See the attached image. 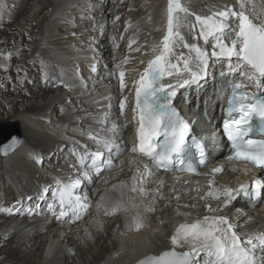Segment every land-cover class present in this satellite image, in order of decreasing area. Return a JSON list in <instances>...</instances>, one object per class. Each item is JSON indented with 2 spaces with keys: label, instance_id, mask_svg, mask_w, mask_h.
I'll return each mask as SVG.
<instances>
[{
  "label": "snow or ice",
  "instance_id": "obj_1",
  "mask_svg": "<svg viewBox=\"0 0 264 264\" xmlns=\"http://www.w3.org/2000/svg\"><path fill=\"white\" fill-rule=\"evenodd\" d=\"M119 19L116 16L113 23ZM127 26L132 27L130 21ZM156 30L162 33L161 39L146 45L147 51L143 55L148 59L139 61L145 66L138 72L132 91L119 101L123 115L129 105L128 96L133 97L130 110L136 123V134L130 150L150 160L158 169L205 176V190L199 195V200L205 202V213L193 221L177 222L167 238L170 242L167 250L159 254L135 255L134 264H264V231L241 234L236 223L224 214V210L241 195L252 201L264 199V95L260 94L264 93V8H259L255 0H232L231 3L212 0L207 11L198 14L190 10L185 0H166L162 24ZM133 45H138L136 51L143 47L135 37L129 41V49ZM0 56L10 61L13 53H0ZM210 62L221 65V76L230 88L224 131L233 150L230 158L242 165L233 171L242 175L254 167L261 172L259 178L235 188L220 183L218 174L225 172L223 166L213 167L209 173L198 170L199 166L211 162L210 154L202 139L191 136L189 122L173 105L179 88L193 84L199 88L202 81L206 82ZM127 64L125 58L107 73L116 76L121 93L128 88ZM3 67L8 70L7 65ZM91 71H96L95 66ZM50 79L45 71V83ZM60 83L64 82L61 80ZM106 99L109 101L107 107L111 108L112 97ZM98 122L106 126L108 113H103ZM119 127L113 125L111 134L106 127H102L101 132L90 133L89 139L95 144V150H90L87 145L81 146L82 151L73 150L75 177L57 178L53 185L40 190L37 201H45L48 212L57 220L75 224L90 214L92 204L85 185L94 183L95 178L116 167L113 154L120 157L127 150L117 142L115 129ZM21 145L22 141L15 137L7 143L0 141V156L7 159ZM33 159L36 164H43L41 155L35 154ZM147 167L143 165L144 169ZM144 177L145 172L136 167L130 185L113 186V190L120 191L118 199L108 203L106 190L96 205L97 213L106 217L124 214L123 230H118L121 251H124L123 238L150 227L145 213L154 211V206H146L142 211L135 197L126 195V192L142 193ZM17 205L19 208L0 207V213L40 214L38 202L26 207L22 201H17ZM91 223L102 230L100 219H93ZM85 235H90L87 229Z\"/></svg>",
  "mask_w": 264,
  "mask_h": 264
},
{
  "label": "bare ground",
  "instance_id": "obj_2",
  "mask_svg": "<svg viewBox=\"0 0 264 264\" xmlns=\"http://www.w3.org/2000/svg\"><path fill=\"white\" fill-rule=\"evenodd\" d=\"M4 2L5 5H14L16 8L12 16L0 12L5 19L10 18L11 20V17H14L18 24H24L27 21L29 24H26L21 33L10 34L8 39L2 37L3 40L5 39L6 48H2L4 43L0 40V53H7L9 49L15 48L13 55H16L10 61L0 56V68L2 70L0 84L3 85L0 87V97L2 98L0 101H4L5 94L10 91V86L15 87L14 93L11 95V103H8H29L26 109L24 105L17 106L18 110L15 109L17 110L16 124H20L22 132L28 139L27 148L34 149L35 146H31V144H47L38 151L45 150L48 152L51 149L59 152L63 148H70L71 142L67 141V137L78 134V130L89 124L91 113L96 111L98 99L108 92L115 91L112 80L109 79L108 82H105L101 77L106 62L109 64L111 61L110 58L104 57L103 53H106L107 56L113 50V56L123 54V59H128V64L125 65L128 71L126 81L128 88H126L125 93L127 95L132 91V84L137 73L145 66L139 61L148 59V56L143 55V52L147 51L146 45L161 39L162 33L156 29L162 24V14L166 5V0L130 1L131 5L127 6L131 7L132 9H130L133 11L127 15L133 20H130L132 27L128 28L126 24V33L121 36L115 35L119 47L115 46L116 48L111 49L109 44L113 41L112 36L105 35L109 29L107 22L111 15V2H107L108 6L102 0L97 13L92 12L95 8L90 6L91 2L89 4L88 0H4ZM185 2L192 12L202 14L207 11V6L212 0H185ZM217 2H224V0H217ZM227 2L231 3L232 0H227ZM255 2L259 8H264V0H255ZM87 14L92 15L90 22L87 20L85 22ZM120 14L119 11L112 18L114 19V16ZM36 18H40V20L37 21ZM88 23L90 25L87 26ZM87 27L89 28L87 29ZM103 29L104 31H101ZM25 37L27 38L24 40ZM133 37L139 41L140 46H143L140 51L135 50L138 45H133L129 49V41ZM27 40H30V54L35 53L31 58L25 54H20L25 50V46L21 45ZM23 61L26 63L32 61L30 67L34 70L46 69L51 78L49 82L45 83L43 76H40L39 79L34 77L33 80L26 82L25 76L32 75L33 71L26 72L28 68L24 69ZM41 62H43V66ZM3 65L8 66L7 71L4 70ZM93 66L96 68L95 72L91 71ZM20 67L22 71L24 69L23 87L13 82L19 75L17 69ZM210 67H218L220 69L218 73H221L220 64L210 62ZM79 71L80 73H78ZM10 75L14 78L11 79ZM61 80L64 83H60ZM214 80L215 84L208 89L206 95L196 91H189L188 95L189 100L200 97L202 107L204 101L206 111L216 121L225 118L222 109L226 107L223 101L226 83L225 78L218 76L217 73H215ZM65 84L71 89L69 90ZM47 113H53V116H43ZM198 116L201 121L196 125V129L201 130L204 127L203 113ZM43 117L52 120L51 122L46 121ZM54 119L56 121L53 122ZM194 119L192 115L188 118L190 121ZM108 122L121 126L117 128L120 137L125 132L131 131V126L127 124L129 118L126 122L109 118ZM112 129L113 126L109 125V132ZM198 134L208 135V133ZM208 138L211 140L208 149H216L217 144H213L214 136ZM123 144V148L129 152L133 143L129 137L124 140ZM33 149L20 148L9 157L12 164L9 165L8 170H5L6 174H0L3 175L1 181L6 188L7 195L21 193L23 190H28L31 194L35 192L37 176L43 173L25 159L26 154ZM131 162L129 155L121 157L115 162L116 167L106 173L107 175L104 174L105 176L96 187L90 184L88 190L91 196L97 192L96 197L100 192L95 201L96 204L108 190V203H110L120 197V191L113 190V186L130 185L136 167H141V170L145 172L143 192H126V195L135 197L142 211L146 206H154L155 210L145 213L150 227L141 233H137L144 241L143 248L137 255L159 253L163 249H168L170 242L167 238L173 232V226L177 223L178 218L180 221H186L188 220L185 217L187 214L197 213L199 195H202V190L198 193L197 188L201 187L202 183L197 182V178L176 182L169 174H162L148 160L140 159L138 164ZM145 164L148 165L147 169L143 168ZM26 172L32 178L28 180L27 187L22 188L19 185L23 180L21 174H26ZM42 180L44 184L49 183L47 179ZM105 180L107 181L106 184L104 183ZM239 209H241L240 206L236 210L226 213V215L236 223L240 233H251L250 229L260 228L262 227L261 224L264 225V218L258 212ZM178 210H180V215L177 214ZM5 217L0 215L2 240L6 241V228L9 233L14 231V234L10 235L6 241L7 244L8 242L10 244L7 245L3 242V246L7 245L3 253L10 255L6 264H132L136 259V256L120 251L118 230H123L124 227L123 213L108 217L102 214V217L98 218L93 212V216L75 225L70 223L55 225L47 218H36L35 221L37 222H28L26 219L17 218L6 221ZM96 218L103 222L102 230H98L91 223ZM161 221L164 223L162 224ZM85 229L88 230L89 236L85 235ZM69 230L71 231L70 234L68 233ZM104 242H107L105 247ZM45 244H47L48 250H46ZM1 248L2 243L0 250Z\"/></svg>",
  "mask_w": 264,
  "mask_h": 264
},
{
  "label": "clouds",
  "instance_id": "obj_3",
  "mask_svg": "<svg viewBox=\"0 0 264 264\" xmlns=\"http://www.w3.org/2000/svg\"><path fill=\"white\" fill-rule=\"evenodd\" d=\"M94 1L97 2L98 0H92V4H90L91 0H88V3L90 4L91 7L96 3ZM107 5H108V3H107ZM89 16L90 15H86L85 22L87 20V17H89ZM89 22H90V20H89ZM88 25H90V24H87V26ZM101 31H103V30H101ZM116 55H117L118 59H120V60L123 59V54H116ZM109 93H111V92L106 93L107 94L106 97L110 96ZM107 105H108V103L105 102L104 96L96 101V111L91 113V120H90L89 124L86 125L85 128L78 130V134H74V135L67 137V141L71 142L70 148H63L59 152L53 151L52 149L50 152L45 151V150L44 151H38L41 147L47 146V144L34 145L35 148L34 149L31 148L33 150L29 151L25 156L26 161L28 163L32 164L38 171L43 173L42 175H38L37 178H42L44 180L47 179L49 181V183L48 184H44L42 182L38 183L36 188H35V192L32 194L28 190H26V191L23 190V191H21V193L17 192V193H13V194L11 193L10 195H7L6 188L3 186L0 188V205L4 208H9V207H13V206H16L17 208H19V205H17V201H22L26 207L27 206H34L35 203L38 202L40 207L37 211L40 214L28 215L24 211H16V212H13L11 215L7 214V216H17V219H26V221H28V222H37V221H35L36 218H39V219L47 218V219H50V222H53L55 225H59V224L63 225L65 223H67V222H63L61 220H57L51 213L48 212L46 202L45 201H37V197L39 195L40 190L44 186L53 185L54 181L57 178H60L62 180H67L69 177H73V178L75 177L76 168H74L73 165L75 163L76 157L73 155V150L77 149V150L82 151L83 150L81 148L82 145H87L90 150H95V144L93 143L92 140L89 139L90 133L95 134V133L101 132L102 127H106L108 134H111V132H109V125H111L112 123L108 122L106 126H102L98 122L100 120V118L102 117L103 113H105V112L108 113V119L112 118L113 120H120L121 122H124L121 119L122 116H121L120 112L117 111V109L114 106H111V108H108ZM115 131L117 133V129H115ZM129 137L130 136L128 135L127 132H125L122 137H120L117 133V138H118L117 142L119 144H121L122 146H124V144H123L124 140L128 139ZM35 154H39L43 157V164H36L35 163V161L33 159V156ZM125 155H129V158L131 159V161L135 160L136 164H138L140 159L148 160L147 158H144L141 156H139V157L133 156L131 150L129 152L125 151L123 156H125ZM123 156L118 157L115 154H113L112 158H114V163L116 161H118ZM1 157H3V156H1ZM148 161L151 162L150 160H148ZM104 173H102V175ZM21 177L23 178V180L19 185L22 188L27 187V182L30 178H32V176L28 175V173L26 172V174L22 173ZM98 178H100V177L95 178L94 183H88V185H85V190L89 192L88 186H90V184H92L94 186V184L97 182ZM17 188H19V187H17ZM12 195H14V196H12ZM28 197H32V200H28ZM93 200H95L94 197L90 195V202L92 204V207L90 209V214H91V211L94 212V205L95 206L97 205ZM197 212H198V210H197ZM100 214L102 217V213H100ZM177 214H180V210L177 211ZM0 215L6 216L2 213H0ZM187 215H191V213H189ZM87 216H85V218H87ZM70 224H72V223H70ZM143 244H144V241H143L142 237L137 235V233H135V232L128 234L122 240L124 252L128 253L131 256L137 255L142 250ZM163 250H167V249H163ZM163 250H161L160 252H162ZM159 253H153V254H159ZM132 264H134V263H132Z\"/></svg>",
  "mask_w": 264,
  "mask_h": 264
},
{
  "label": "rangeland",
  "instance_id": "obj_4",
  "mask_svg": "<svg viewBox=\"0 0 264 264\" xmlns=\"http://www.w3.org/2000/svg\"><path fill=\"white\" fill-rule=\"evenodd\" d=\"M100 1V2H99ZM101 1L102 0H98L97 1V3H95L96 5H93L94 7L93 8H95L94 9V11H92L93 13H97L98 12V8H99V5L101 4ZM104 2L106 1V2H111V6H112V9H111V15L109 16V20H108V24H107V27L109 26V29L107 30V32H108V34H107V32L105 33V35H109V36H112V40H113V37H115V41L113 42H111L110 44H109V47L111 48V49H114V48H116L115 46H116V44H117V40H116V36L115 35H117V36H121V35H124V33H126L125 31L127 30V28H126V24H127V22H129L132 18H129L128 17V15L127 14H129V13H131L133 10H131L132 8L131 7H129L130 5H131V2L130 1H133V0H111V1H108V0H103ZM94 2H96V1H94ZM136 3V2H135ZM91 4H92V0H91ZM127 5H129V6H127ZM135 5V4H134ZM14 5H11V6H8V5H5V2H4V0H0V12L2 13H4V14H6V15H8V16H12L13 15V13L16 11V8H15V6L13 7ZM7 7H8V10H7ZM131 8V9H130ZM138 9V8H137ZM96 10V11H95ZM117 11V13L120 11V15H116V16H120V19H119V21H116L115 23H113V21H114V19L112 18V16L114 15V14H117L116 13V11ZM126 13V14H125ZM137 13H139V11H137ZM1 16H0V40H2V42L4 43V45L2 46V48H6V43H5V39L3 40L2 39V37L3 38H6V39H8L9 38V35L11 34H16V33H21L24 29H25V27H26V24H29V22L27 21V22H25L24 24H18V22H16V18H14V17H11V20H10V18H4V15H2V14H0ZM88 15V14H87ZM92 15H90L89 17H87V22L90 20V19H92V18H90ZM116 16H114V17H116ZM112 18V19H111ZM122 18V19H121ZM37 19V21H39L40 20V18H36ZM112 20V21H111ZM131 21H133V20H131ZM31 22V21H30ZM89 24V23H88ZM10 27H11V31H10ZM19 27V28H18ZM16 28V29H15ZM23 28V29H22ZM88 28V27H87ZM126 29V30H125ZM19 30V31H18ZM84 30H86V29H84ZM122 30V31H121ZM10 32H12V33H10ZM23 34H25V33H23ZM114 35V36H113ZM27 37H25L24 38V40L26 39ZM29 42H30V40H27V42L26 43H24L23 45H21V46H25V50L24 51H22V52H20V54L22 53V54H25L26 56H29L30 58L32 57V55L33 54H35V53H31L30 54V47H29ZM108 44V43H107ZM112 44V45H111ZM15 50V48L14 49H9L8 51L9 52H12L13 53V51ZM113 50L111 51V56H113ZM103 55H104V57H107V59L108 58H111V56L110 55H107L106 56V53H103ZM15 56L16 55H13L12 56V58L14 59L15 58ZM32 61H28L27 63L25 62V61H23V63L24 64H22L25 68L24 69H27L26 70V72L28 71L29 73L30 72H32L33 71V74L32 75H30V76H28V77H26L25 76V80H26V82L27 81H29V80H33L34 79V77L35 78H37V79H39V77L40 76H43V78H44V72L46 71L47 72V70L46 69H37V70H34L32 67H30V63H31ZM26 63V64H25ZM22 65H21V67H22ZM21 67H20V69H21ZM27 67V68H26ZM19 69V75H18V77H16L14 80H13V82H15L16 83V85H21L22 87H23V78H24V69H23V71H22V69L20 70ZM22 71V72H21ZM43 72V73H42ZM2 73V70H1V68H0V74ZM22 73V74H21ZM42 73V74H41ZM78 73H80V71L78 72ZM10 78L11 79H13L14 77H12L11 75H10ZM16 80V81H15ZM31 86H32V84H30ZM67 88L70 90L71 88H69L68 86H67ZM14 89H15V87H13V86H10V91L9 92H7L6 94H5V99H4V101H0V122H3V123H7V124H11L10 125V127H12V129H15V131H16V133H19V134H17L16 136H19L20 135V138H21V141H22V145H21V147L20 148H23V149H25V150H29V149H31V148H27L28 147V145H29V143H28V139L26 138V135L22 132V129H21V127H20V124L18 125V124H16L17 123V121H15V117L17 116V110H18V108H17V106H20L21 107V105H24V107H25V109H26V106L27 105H29V103H20V102H13L12 104H9L8 102H10L11 101V95H12V93H14ZM31 90H32V87H31ZM0 99H2L1 97H0ZM11 103V102H10ZM17 108V110H15ZM43 116H47V117H52L53 116V113H47V114H44ZM44 118V120H46V121H50L51 122V120L52 119H47L46 117H43ZM54 121H56V119H54L53 120V122ZM45 123H47V122H45ZM22 124H23V122H22ZM24 127V126H23ZM25 136V137H24ZM31 146H34V145H32L31 144ZM19 148V149H20ZM19 149H17V151L19 150ZM16 151V152H17ZM15 152V153H16ZM14 154V153H13ZM12 154V155H13ZM11 155V156H12ZM113 159V161H114V158H112ZM117 162V161H116ZM12 164V161L10 160V158L8 157L7 159H5L4 157H1L0 156V174H2L3 173V175L4 174H6V172H5V170H8V168H9V165H11ZM6 168V169H5ZM115 168V167H114ZM114 168H112V169H114ZM109 171H106L104 174H106V173H108ZM101 175L100 176V178H98V180H97V182L94 184V186L93 187H96L98 184H99V182H101L100 180H102L103 179V176H105V175ZM3 175H0V188L1 187H3L4 186V184H3V182L1 181V177L3 176ZM107 175V174H106ZM41 182H43V180H42V178H37L36 179V183L38 184V183H41ZM96 194H97V192L95 193V195L93 196L94 197V199L95 200H93L94 202L97 200V198L99 197V194H100V192H99V194L97 195V197H96ZM12 196H14V195H12ZM96 203V202H95ZM0 207H2L1 205H0ZM94 212H95V214L98 216V218H100L101 217V214H98L97 213V211H96V206L94 205ZM2 214H4V215H6V217L4 218L6 221H11V220H14V219H16L17 218V216H7V213H2ZM91 216H93V211H91V214L90 215H88L87 216V218H89V217H91ZM85 218V217H84ZM87 218H85V219H87ZM11 219V220H10ZM84 219V221H86ZM83 220H81V221H79V223H82V222H84ZM75 224H78V223H75ZM75 224H73V225H75ZM68 233L70 234L71 233V231L69 230L68 231ZM5 234H6V237H7V239H8V237H10V235H12V234H14V231L12 232V233H9V231H8V229L6 228V232H5ZM2 237H3V234L0 232V242L2 243V248H1V250H0V263H3V264H6V260H7V258L10 256L9 254H5V253H3L4 251H5V248H6V246L8 245V244H10L9 242H8V244L6 243V241H7V239H6V241H3L2 240ZM105 238V237H104ZM2 240V241H1ZM104 240V239H103ZM3 242H4V244H7L6 246H3ZM1 243H0V245H1ZM106 244H107V242H104V247L106 246ZM46 245V250H48L47 248H48V246H47V244H45ZM121 251V250H120ZM120 251H118V252H120ZM20 252H22V251H20ZM117 252V253H118ZM116 253V254H117ZM49 259H50V257H49Z\"/></svg>",
  "mask_w": 264,
  "mask_h": 264
},
{
  "label": "water",
  "instance_id": "obj_5",
  "mask_svg": "<svg viewBox=\"0 0 264 264\" xmlns=\"http://www.w3.org/2000/svg\"><path fill=\"white\" fill-rule=\"evenodd\" d=\"M10 124L0 122V141L7 143L11 138L15 137L21 140L19 133H16L15 129L9 127Z\"/></svg>",
  "mask_w": 264,
  "mask_h": 264
}]
</instances>
